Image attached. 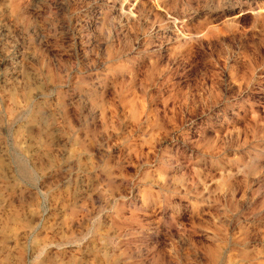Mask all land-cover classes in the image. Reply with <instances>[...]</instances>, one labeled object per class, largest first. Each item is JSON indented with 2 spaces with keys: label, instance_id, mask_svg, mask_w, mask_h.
Here are the masks:
<instances>
[{
  "label": "rangeland",
  "instance_id": "1",
  "mask_svg": "<svg viewBox=\"0 0 264 264\" xmlns=\"http://www.w3.org/2000/svg\"><path fill=\"white\" fill-rule=\"evenodd\" d=\"M0 264H264V0H0Z\"/></svg>",
  "mask_w": 264,
  "mask_h": 264
}]
</instances>
